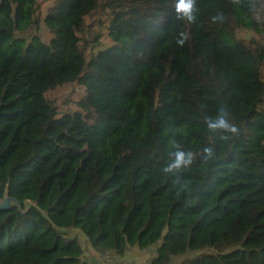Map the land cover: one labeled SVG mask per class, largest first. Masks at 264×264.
<instances>
[{
  "label": "trees",
  "instance_id": "trees-1",
  "mask_svg": "<svg viewBox=\"0 0 264 264\" xmlns=\"http://www.w3.org/2000/svg\"><path fill=\"white\" fill-rule=\"evenodd\" d=\"M0 0V264H81L161 243L153 264H264V0ZM114 45L89 53V18ZM100 23V22H99ZM183 39V44L178 43ZM79 83L61 113L47 94ZM223 117L238 131L211 129ZM205 149H210V153ZM177 152L179 168L166 171Z\"/></svg>",
  "mask_w": 264,
  "mask_h": 264
},
{
  "label": "rangeland",
  "instance_id": "rangeland-1",
  "mask_svg": "<svg viewBox=\"0 0 264 264\" xmlns=\"http://www.w3.org/2000/svg\"><path fill=\"white\" fill-rule=\"evenodd\" d=\"M51 2L46 0H39V12L37 24H31L24 27L17 33V37L27 43L37 39L49 41L52 38V33L43 22L47 10ZM106 16L98 13L95 18L88 19V25L94 24L90 29L91 39L96 40L95 44L89 47V53H95L99 49L113 46L114 42L109 37L107 29ZM100 22V23H99ZM240 38L250 39L255 38L264 42V36L249 30H241L239 32ZM85 87L79 83L67 84L60 86L47 94L48 99L53 102L61 113L75 111L78 109L77 103L85 96ZM67 238L77 239L82 248L83 256L81 264H153L160 257L159 248L161 243L148 247H135L132 248L124 257L117 256L114 252L108 251L106 253L98 252L91 241L79 229H66L61 230ZM201 252H188L186 255L172 257L169 264H180L185 259L193 258Z\"/></svg>",
  "mask_w": 264,
  "mask_h": 264
},
{
  "label": "clouds",
  "instance_id": "clouds-1",
  "mask_svg": "<svg viewBox=\"0 0 264 264\" xmlns=\"http://www.w3.org/2000/svg\"><path fill=\"white\" fill-rule=\"evenodd\" d=\"M192 8H193V0H179V3L177 5V11L183 12L185 14V16L188 17L189 20L193 19L191 16ZM178 43H180L182 45L183 39L178 41ZM208 127L211 129H225V130H229L233 133H236L238 131V129L235 126L229 125V123L223 117H220L217 120L210 122ZM205 151L210 153L211 150L205 149ZM186 163H190V159L185 160V153L184 152H177L175 154L174 163L172 165H170L169 168L166 169V171H170L172 168H179Z\"/></svg>",
  "mask_w": 264,
  "mask_h": 264
},
{
  "label": "water",
  "instance_id": "water-1",
  "mask_svg": "<svg viewBox=\"0 0 264 264\" xmlns=\"http://www.w3.org/2000/svg\"><path fill=\"white\" fill-rule=\"evenodd\" d=\"M35 205L34 202L27 200L25 202L26 210L23 209V205L16 199L9 196L8 190L4 192V195L1 196V186H0V209L1 210H10L14 207H18L20 211L25 213L27 209L31 206Z\"/></svg>",
  "mask_w": 264,
  "mask_h": 264
}]
</instances>
